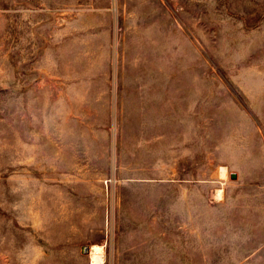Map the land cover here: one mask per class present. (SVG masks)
<instances>
[{
	"label": "rangeland",
	"instance_id": "374dc122",
	"mask_svg": "<svg viewBox=\"0 0 264 264\" xmlns=\"http://www.w3.org/2000/svg\"><path fill=\"white\" fill-rule=\"evenodd\" d=\"M102 262L264 264V0H0V264Z\"/></svg>",
	"mask_w": 264,
	"mask_h": 264
},
{
	"label": "bare ground",
	"instance_id": "6f19581e",
	"mask_svg": "<svg viewBox=\"0 0 264 264\" xmlns=\"http://www.w3.org/2000/svg\"><path fill=\"white\" fill-rule=\"evenodd\" d=\"M224 169H225V168H224ZM224 169L222 170V171H223V172H222L223 175H225V171H224ZM91 253L94 254V255L97 254V256H95V258H94L95 261H100V260H101V258H100L101 248H100V247H97V246L92 247V249H91ZM98 263H99V262H98ZM101 264H103V262H102Z\"/></svg>",
	"mask_w": 264,
	"mask_h": 264
},
{
	"label": "water",
	"instance_id": "95a60500",
	"mask_svg": "<svg viewBox=\"0 0 264 264\" xmlns=\"http://www.w3.org/2000/svg\"><path fill=\"white\" fill-rule=\"evenodd\" d=\"M232 178H233V179H234V178H236V175H235V174H233V175H232Z\"/></svg>",
	"mask_w": 264,
	"mask_h": 264
}]
</instances>
